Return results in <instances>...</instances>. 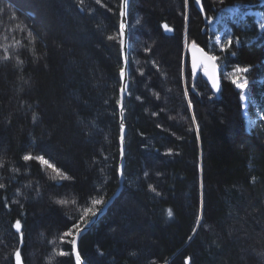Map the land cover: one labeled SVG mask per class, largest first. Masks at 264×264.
Listing matches in <instances>:
<instances>
[{"label": "trees", "instance_id": "16d2710c", "mask_svg": "<svg viewBox=\"0 0 264 264\" xmlns=\"http://www.w3.org/2000/svg\"><path fill=\"white\" fill-rule=\"evenodd\" d=\"M202 1L211 19L235 5L264 12L260 0ZM132 4L126 184L83 238L86 263L264 264V128L247 130L240 93L224 79L220 100L200 78L188 101L184 40L218 53L195 0ZM120 6L0 0V264L17 251L26 264H75L77 230L118 188ZM253 20L229 21L238 43L219 54L250 68L262 98L264 31Z\"/></svg>", "mask_w": 264, "mask_h": 264}, {"label": "water", "instance_id": "95a60500", "mask_svg": "<svg viewBox=\"0 0 264 264\" xmlns=\"http://www.w3.org/2000/svg\"><path fill=\"white\" fill-rule=\"evenodd\" d=\"M131 3L132 0H121V6H120V21H119V34H120V41L123 40V45H121V51H122V69L124 70V77L121 78V88L124 89V98H123V110L121 109V105L119 103V126H120V136H121V125L123 124V135H124V141L123 145H121V140H119V166H118V177H119V184L118 188L116 189L115 193L108 199V201L104 204V206L95 214L83 227H81L75 234L73 241L75 243H72V255L75 261V255L78 252L81 258L80 264H87L86 260L84 259L82 253H81V242L85 236H87L95 226H97L108 214L110 213L111 209L114 207V205L118 202V200L121 198L124 188H125V170L127 166V137H128V124H127V100L129 99V94L132 86V53H133V38H132V32H131ZM203 4V1H202ZM197 10L203 14L204 16V22H205V28L203 29V34L205 35L207 33V27L212 23V20L207 17L204 7L203 11H201V5H198L195 2ZM121 12H123V15H121ZM211 21V22H209ZM123 23L124 25V34L121 36L120 33V25ZM167 25V24H164ZM164 29V33L168 36H173L175 34V31L173 29L172 31H167ZM121 44V43H120ZM201 47V46H199ZM206 51V50H205ZM188 54H189V66H190V72H191V57H192V49L191 45L188 48ZM210 54V53H209ZM210 72L212 71L211 66L209 65ZM216 80L219 85V89L214 88L212 86V81L209 80L207 76L204 75V69L202 67H198L196 75L192 76V82L193 85H195L199 79L201 78L207 85L209 90L211 91L212 96L220 100L222 98V91H223V83H222V68L220 67L219 63L217 62L216 70H215ZM120 88V89H121ZM121 100V92H119V102ZM123 149V151H122ZM23 230V227H21L20 232ZM15 231L17 232L16 228ZM19 233V232H17ZM22 264H25V261L21 255ZM16 264V260L15 263ZM76 264V261H75ZM187 264H191L190 260H187Z\"/></svg>", "mask_w": 264, "mask_h": 264}, {"label": "rangeland", "instance_id": "374dc122", "mask_svg": "<svg viewBox=\"0 0 264 264\" xmlns=\"http://www.w3.org/2000/svg\"><path fill=\"white\" fill-rule=\"evenodd\" d=\"M132 3H133V0H132ZM132 3H131V8L133 5ZM260 3H261V5L264 6V0H260ZM229 9H234L235 11H229ZM247 16H252L254 18L253 21H254L255 25L257 26V28L259 29L260 32L264 31V30H261L259 27V23L262 20H264V12L263 11L256 9V8H252V7L242 8L238 5H235V6H228V7L222 8V10L217 14V16L215 18L211 19L212 23L207 27V33L206 34H208V36L210 37V45L218 51V53H216V54L214 53L213 55H216L218 57L217 61L220 65V67L222 68V79L231 83L233 85L234 89L240 93L242 113H243V116L245 118L246 128H247V130L253 132L259 128H264V95L262 96V98L261 97L257 98V96L252 93L251 84H250L248 76H247L248 73L243 74V76L241 77V79H244V78L247 79V81H248L247 88L244 90L237 88L235 86V84L232 83V79L235 78L234 77V70L238 66L228 67L226 65V63L222 61L221 55L219 54V52H224V51H221V47L223 45L227 44L228 39H232L233 43H238L233 38V33H232V31L228 25V22L229 21H235L237 23H244V21H246ZM139 19L142 20L141 16H139ZM130 24H131V31L133 29H137L136 25L132 26V22H130ZM185 35H186V30H185ZM217 36H219L221 38V43L219 45L216 43V37ZM185 41H186V39L184 40V55L186 56V50H187L190 42H189V40H187V43H185ZM137 50H138V47L134 46L133 47V53H132V62L134 64H135L136 60H138L137 53H136ZM185 59H186V57H185ZM185 64L187 65V62H185ZM184 71L186 73V67L183 68V72ZM184 78H185V84H186L187 79L185 76H184ZM196 84L193 85V82H192L191 88H189L188 84L186 85V95H187L189 102H191L190 97H189V92H190V90H192V91L195 90L194 88H195ZM190 107L193 108V105H191V103H190ZM45 165L49 166L50 168H54L49 163H47ZM23 232H24V228L18 234H22Z\"/></svg>", "mask_w": 264, "mask_h": 264}, {"label": "snow or ice", "instance_id": "6c2138e0", "mask_svg": "<svg viewBox=\"0 0 264 264\" xmlns=\"http://www.w3.org/2000/svg\"><path fill=\"white\" fill-rule=\"evenodd\" d=\"M97 2H99V0H97ZM185 2H187V0H185ZM195 2L198 5H201V11H203L202 0H195ZM229 11H235V10L229 9ZM121 15H123V12H121ZM209 22H211V21H209ZM259 27L261 30H264V20H262L259 23ZM164 28L167 31L173 30L168 25H164ZM120 33H121V36H123V34H124L123 23H121V25H120ZM109 39H112V37H109ZM120 43H121V45H123V40H121ZM185 43H187V40L185 41ZM216 43L218 45L221 43V38L219 36L216 37ZM232 44H233L232 39H228L227 44L223 45L221 47V51H225L227 49V47L231 46ZM191 49H192L191 73H190L191 76L194 77L196 75L198 67H202L204 69V75L207 76L209 78V80L212 81V86L214 88L219 89V85L217 83L216 75H215L218 57L216 55L209 54V52L205 51V48L199 47V45H197L195 41H193L191 43ZM209 65L211 66V69H212L211 72L208 70ZM249 71H250L249 67H239V66L236 67L234 70V77L235 78L232 79V83L235 84V86L241 90L246 89L247 85H248V81L246 78L241 79V77L243 76V74H246ZM120 76H121V78L124 77V70L123 69H121V71H120ZM120 92H121V100L119 103L121 105V109L123 110L124 89L121 88ZM33 119H35V117H33ZM123 131H124V128H123V124H122L121 125V136H120L121 145H123V141H124ZM122 151H123V149H122ZM32 159H33V156H31V155H24L23 156L24 161H30ZM36 159L40 160L44 164L48 163L46 160H44L43 157H36ZM57 172H58V174H60L58 170H57ZM3 187H4V185L0 184V188H3ZM58 203L64 204V203H66V201L60 200V201H58ZM93 203L99 205V204H102L103 201L102 200H95V201H93ZM92 214L95 215V213H92ZM168 215H169V217H171L173 215L171 210H169ZM21 227H22V225H21L20 221L17 220L15 223V228H16L17 232H20ZM71 234H72L71 232L65 233V235H71ZM72 243L74 244L75 241H72ZM60 255H62V256L67 255V253L61 252ZM15 260H16V264H22L21 254L19 251H17L15 253ZM75 261H76V264H80L81 258H80V255L78 252L75 255Z\"/></svg>", "mask_w": 264, "mask_h": 264}, {"label": "bare ground", "instance_id": "6f19581e", "mask_svg": "<svg viewBox=\"0 0 264 264\" xmlns=\"http://www.w3.org/2000/svg\"><path fill=\"white\" fill-rule=\"evenodd\" d=\"M132 68H133V67H132ZM120 81H121V79H120ZM119 91H120V90H119ZM193 92L195 93V90H193ZM119 140H120V138H119ZM125 178H126V177H125ZM118 184H119V177H118ZM125 184H126V182H125ZM124 189H125V188H124ZM114 193H115V192H114ZM114 193H113V194H114ZM113 194H112V195H113ZM114 206H115V205H114Z\"/></svg>", "mask_w": 264, "mask_h": 264}, {"label": "clouds", "instance_id": "9594fccd", "mask_svg": "<svg viewBox=\"0 0 264 264\" xmlns=\"http://www.w3.org/2000/svg\"><path fill=\"white\" fill-rule=\"evenodd\" d=\"M211 19V18H210ZM190 45H188V48H189ZM188 48H187V51H188ZM189 55V54H188Z\"/></svg>", "mask_w": 264, "mask_h": 264}]
</instances>
